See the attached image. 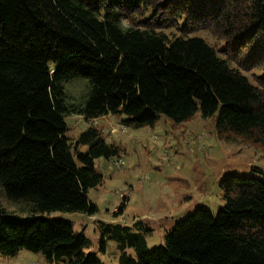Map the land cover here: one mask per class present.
I'll list each match as a JSON object with an SVG mask.
<instances>
[{
  "label": "trees",
  "instance_id": "obj_1",
  "mask_svg": "<svg viewBox=\"0 0 264 264\" xmlns=\"http://www.w3.org/2000/svg\"><path fill=\"white\" fill-rule=\"evenodd\" d=\"M200 31L224 48L191 36ZM79 79L87 92L76 104L66 84ZM199 113L218 140L264 153V0H0V189L28 214L0 200V255L104 264L86 253L84 233L47 215H96L87 196L103 182L95 162L120 149L95 125L73 142L65 117L122 114L154 126L165 115L181 128ZM220 189L224 207L198 206L163 246L148 248L153 229L142 221H98L100 251L115 241L118 264H264V172L229 173Z\"/></svg>",
  "mask_w": 264,
  "mask_h": 264
},
{
  "label": "rangeland",
  "instance_id": "obj_2",
  "mask_svg": "<svg viewBox=\"0 0 264 264\" xmlns=\"http://www.w3.org/2000/svg\"><path fill=\"white\" fill-rule=\"evenodd\" d=\"M127 24L128 22L125 21ZM180 34L176 30L167 31ZM217 48L224 43L209 31L196 32ZM252 76L251 74H248ZM70 101L78 104L87 92L83 79L66 84ZM122 114H110L87 121L69 115L65 121L67 135L75 142L80 133L91 125L103 132L105 141L120 149L118 157L96 160V169L103 182L88 192L89 200L98 212L88 216L80 212L56 211L47 215L72 224L91 241L86 253L96 254L104 264H118L120 252L115 241H108L105 252L100 251L98 221L132 225L142 221L153 229L147 236L148 248L165 245V236L175 223L184 220L198 206L217 214L224 207L220 183L229 173L248 175L253 170L264 172V153L240 138L222 142L215 136L210 119L199 113L181 128L173 127L165 115H160L154 126L126 122ZM87 151V147H82ZM2 208L26 216L22 202H11L0 189ZM125 204L122 214L118 209ZM116 214V215H115ZM135 255L133 249L126 251ZM0 264H55L41 253L21 251L16 256L0 255Z\"/></svg>",
  "mask_w": 264,
  "mask_h": 264
}]
</instances>
